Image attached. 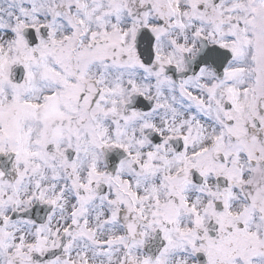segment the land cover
<instances>
[{
  "label": "snow or ice",
  "instance_id": "6c2138e0",
  "mask_svg": "<svg viewBox=\"0 0 264 264\" xmlns=\"http://www.w3.org/2000/svg\"><path fill=\"white\" fill-rule=\"evenodd\" d=\"M0 264H264V0H0Z\"/></svg>",
  "mask_w": 264,
  "mask_h": 264
}]
</instances>
